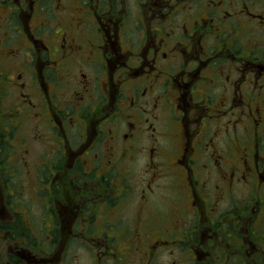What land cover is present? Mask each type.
<instances>
[{
    "label": "flooded vegetation",
    "instance_id": "flooded-vegetation-1",
    "mask_svg": "<svg viewBox=\"0 0 264 264\" xmlns=\"http://www.w3.org/2000/svg\"><path fill=\"white\" fill-rule=\"evenodd\" d=\"M0 8V59L18 55L10 46L23 38L20 68L36 78L56 144L36 188L48 202L43 220L70 219L74 235L99 237L89 250L115 258L116 230L93 237L90 223L127 200L119 165L145 151L140 198L152 203V184L174 170L194 212L180 245L158 238L149 249L171 244L189 264H264V0H0ZM73 67L80 74L71 81ZM237 183L248 188L243 199L232 196ZM219 184L238 199L224 211Z\"/></svg>",
    "mask_w": 264,
    "mask_h": 264
},
{
    "label": "rangeland",
    "instance_id": "rangeland-1",
    "mask_svg": "<svg viewBox=\"0 0 264 264\" xmlns=\"http://www.w3.org/2000/svg\"><path fill=\"white\" fill-rule=\"evenodd\" d=\"M6 14L7 10L0 8L2 21ZM7 32L6 36L9 35ZM21 39L16 40L14 45L10 46V50H16L18 55L0 59V130L5 128L8 130V136L0 137L6 146V151L3 153L6 156L5 167L0 169V226L5 222H15L17 218L13 220V213L16 212L22 225L24 224L23 226L27 228L30 240L20 237V241L21 239L26 241L25 249L20 248L21 242L12 241L10 232L8 233L0 227V264H17L15 263L16 258L19 260L18 264H147L151 256L153 258L150 264H189L188 262L184 263L186 260L184 253L179 248L174 249L171 244L163 251L157 247L156 250H151L148 247L150 241L153 242L158 238L168 240V243L169 241L178 243L182 231L193 224L194 212L190 208V199L187 197L185 184L182 183L183 179L174 170L164 173L161 179L152 184L153 190L148 193L152 203L147 200L144 202V199L140 198L139 191L147 185L143 170L149 161V154L145 151L136 157L123 160V163L119 165L120 173L126 178L128 192L131 187V194L125 197L127 200L115 209H105L103 215H99L92 224L90 223L93 237H102L106 227L110 235L115 233L110 226L116 230L117 236L114 245L117 252L115 251V258L106 260L105 253L99 252V247L89 250V244L99 241V237L92 238L88 235L89 237L85 236L84 241L77 239L71 242L74 234L70 231V219L60 217V223L56 226L48 219L43 220L42 213L48 208V202L37 195L36 188L39 186V179L43 178L40 172H47L46 165L52 159L56 144L54 145L50 141L53 135L50 132L49 121H47V110L41 100V95L33 86L36 78L29 71L20 68V63L25 58L23 49L26 47L25 41L23 38ZM18 68H20V72H23L21 78L16 77V72H19ZM88 68L84 67L83 72L88 74ZM77 74H80V70L73 67L70 69L69 79L73 81ZM94 76L93 72L89 73V79L92 78L95 81ZM21 83H24V88L19 87ZM67 87L70 86L67 85ZM72 87L74 88V86ZM91 92H95V89H92ZM22 94L28 96L34 107L26 106L25 108L23 106L26 104L23 102L26 97ZM76 99L78 96L70 98L69 102ZM161 121H158L157 126L158 130L163 132L165 126ZM2 132L6 133L5 130ZM9 135L11 136L9 137ZM159 142L163 145L166 143L161 136ZM232 148L238 150L234 142ZM160 158L157 156V160ZM239 161L240 159L237 157L233 164L238 167ZM8 171H11L10 176ZM5 175L6 179H4ZM207 178L208 176H205V179L202 180ZM214 178L215 175L210 180L208 179L209 185L206 184L208 188L211 185L216 186V183L213 182ZM6 181L13 184L10 186L12 190H7ZM14 184L17 185L15 189H13ZM219 187L221 189L219 192L217 189L215 190V196L220 211L229 207L228 202L235 203L238 199H243V195L248 191V188L242 187L239 183L234 184L232 191L235 189V192H232V196L235 198L237 196L238 199L229 200L228 188L220 184L218 189ZM12 191L13 193L10 195L9 192ZM225 191L226 197L224 196L222 200L220 197L223 198ZM129 196L131 197L128 198ZM64 200L65 196L62 195L59 201ZM56 208L62 212L59 205ZM83 221L78 220L77 222L76 227L80 231L87 223ZM52 226H54L53 232L56 234L53 238L56 240L58 236L55 247L47 250V254L33 251L31 249L33 246H29L28 242H32L31 245L34 243L51 244L47 237V231ZM134 232L135 235L137 234L136 238L132 235ZM44 240L45 242H43ZM103 243V241L100 242L101 245ZM178 245L180 244L178 243ZM105 250L107 251V249ZM11 256L13 260H11ZM114 260L115 262H113Z\"/></svg>",
    "mask_w": 264,
    "mask_h": 264
},
{
    "label": "trees",
    "instance_id": "trees-1",
    "mask_svg": "<svg viewBox=\"0 0 264 264\" xmlns=\"http://www.w3.org/2000/svg\"><path fill=\"white\" fill-rule=\"evenodd\" d=\"M3 136L4 135H2V137ZM3 141H4L3 139L0 140V169H4V167H5L4 165H5V157L6 156H4L3 153H5V151H6V146H5V144H4ZM8 173H9V176H10L11 171H8ZM4 179H6V175H5V178ZM21 222L22 221L20 219H16L15 222H10V221L9 222H5L4 224H1L0 227L4 231H10V238L12 240L17 239L16 237H25L27 240H30V236L28 234L29 232L27 231V228L25 226H23L24 224L22 225ZM58 223H60V222H58V221L55 222V224H58ZM52 234H53V237H55L56 234L54 232ZM77 239H80V241H82V240L84 241V238L83 237H79L78 236V238H77V236L74 235L72 237V241L71 242H74ZM56 241H58V236H57V239L56 240L53 239V241L51 242V244H45V243H43V244H41V247L43 249H45V250H51V248H52L51 245H55L56 244ZM43 242H45V240ZM28 244H29V246H31L32 242H28ZM36 245H39V244H36ZM11 260H13L12 256H11ZM16 260H17V258H16ZM15 263H16V261H15Z\"/></svg>",
    "mask_w": 264,
    "mask_h": 264
}]
</instances>
